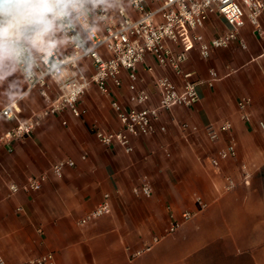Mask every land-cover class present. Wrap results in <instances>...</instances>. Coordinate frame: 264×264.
Segmentation results:
<instances>
[{
  "label": "crops",
  "instance_id": "0c3cea01",
  "mask_svg": "<svg viewBox=\"0 0 264 264\" xmlns=\"http://www.w3.org/2000/svg\"><path fill=\"white\" fill-rule=\"evenodd\" d=\"M116 8L114 0H109ZM264 29V13L261 16ZM228 27L221 14L212 16L204 33L208 38ZM238 41L215 49L205 59L198 49L189 53L183 67L195 71L199 100L192 106L174 105L163 110L157 129L132 139L133 150L120 144L107 145L98 129H118L120 121L112 100H128L124 85H111V94L92 84L79 104L85 112L69 110L45 117L24 139L14 140L13 149L0 148V252L10 264H20L47 252L55 264H264V35L251 24L240 31ZM65 48L66 40L60 39ZM148 63L156 73L168 75L177 84L182 77L163 68L152 57L139 67L140 84L154 91ZM91 73L89 59L80 61ZM211 68L218 76L209 84ZM27 80L0 37V111L26 89ZM250 97V119L242 117L238 102ZM156 100V99H154ZM37 89L19 100L20 119L46 105ZM67 120V124L62 122ZM232 122L230 135L237 155L211 162L218 148L227 144L225 133L217 140L207 135V126ZM17 122L0 114V135ZM166 126L165 130L160 125ZM73 166L56 174L51 167L62 159ZM247 163L250 181L240 176ZM47 173L41 188L13 192L11 183L23 184L29 177ZM238 180L225 188V175ZM150 183V195L134 188ZM106 193L112 210L82 222ZM206 206L199 208L197 198ZM185 211L193 216L182 221ZM174 221L179 228L169 232Z\"/></svg>",
  "mask_w": 264,
  "mask_h": 264
},
{
  "label": "built area",
  "instance_id": "2783aa9c",
  "mask_svg": "<svg viewBox=\"0 0 264 264\" xmlns=\"http://www.w3.org/2000/svg\"><path fill=\"white\" fill-rule=\"evenodd\" d=\"M112 8L109 0H56L47 16L30 23L20 24L12 34L0 31V37L8 44L9 50L27 80L25 91L6 105L0 114L6 118H16L17 122L0 135V148L14 140L24 139L41 125L43 119L52 114H62L69 110L80 116L85 112L79 104L92 84L104 94H111V85L122 87L125 76L129 90L128 100H112L120 126L105 131L98 129L96 135L107 145L120 144L127 152L133 150L132 139L150 135L157 129L163 110L174 105L192 106L200 98L199 80L195 71L183 67L193 49H198L201 57L209 58L215 49L226 48L238 41L242 47L246 43L240 38L241 29L248 23L264 35L261 16L264 13V0H114ZM221 14L227 29L214 37L204 33L207 21ZM60 39L66 40L70 48H65ZM152 57L159 66L171 68L182 77L177 84L166 74L155 72L154 64L148 63L153 77L154 91L141 86L139 67ZM89 59L91 73H87L80 61ZM209 84L218 76L211 68ZM37 89L46 100V105L34 115L20 119L19 100L31 90ZM156 99V100H154ZM250 97H243L238 105L242 117L250 119L248 105ZM62 122L67 124V120ZM259 125L264 132V121ZM166 129L164 124L160 125ZM232 122L224 120L220 125L207 126L211 140L220 138L221 133L228 137L227 144L218 148L211 156L216 168H221L224 160L237 155L235 138L230 135ZM71 158L62 159L51 167L61 174L65 166H73ZM240 176L245 183L250 181L247 163L240 165ZM47 173L29 177L23 184L11 183L13 192L21 189L29 191L41 188ZM225 188L232 189L238 184L237 178L225 175ZM136 193L150 195V183L134 188ZM199 208L206 202L197 198ZM110 194L106 193L94 209L83 217L87 222L111 212ZM193 216L185 211L182 221ZM180 221H174L169 232L177 230ZM0 264H10L0 252ZM20 264H55V254L47 252Z\"/></svg>",
  "mask_w": 264,
  "mask_h": 264
},
{
  "label": "bare ground",
  "instance_id": "6f19581e",
  "mask_svg": "<svg viewBox=\"0 0 264 264\" xmlns=\"http://www.w3.org/2000/svg\"><path fill=\"white\" fill-rule=\"evenodd\" d=\"M54 1L56 0H36L31 7L22 10L5 23L0 24V30L6 34H12L20 24L33 18L36 19L45 13Z\"/></svg>",
  "mask_w": 264,
  "mask_h": 264
},
{
  "label": "water",
  "instance_id": "95a60500",
  "mask_svg": "<svg viewBox=\"0 0 264 264\" xmlns=\"http://www.w3.org/2000/svg\"><path fill=\"white\" fill-rule=\"evenodd\" d=\"M35 1L36 0H0V24L5 23Z\"/></svg>",
  "mask_w": 264,
  "mask_h": 264
},
{
  "label": "rangeland",
  "instance_id": "374dc122",
  "mask_svg": "<svg viewBox=\"0 0 264 264\" xmlns=\"http://www.w3.org/2000/svg\"><path fill=\"white\" fill-rule=\"evenodd\" d=\"M54 2H55V1H54ZM54 2L52 3V5L48 8V10H47L45 13H43L41 16H38L36 19H39V18H41V17H43V16H47V15L49 14V11H50V9L52 8ZM33 4H34V3H33ZM33 4H30V5L26 6L24 9H27V8L31 7ZM24 9H23V10H24ZM21 11H22V10H21ZM21 11H20V12H21ZM20 12H18V13H20ZM18 13H17V14H18ZM36 19L33 18V19H30L29 21L24 22V23H30V22H32V21H35ZM16 29H17V28H16ZM0 31H1V30H0Z\"/></svg>",
  "mask_w": 264,
  "mask_h": 264
},
{
  "label": "snow or ice",
  "instance_id": "6c2138e0",
  "mask_svg": "<svg viewBox=\"0 0 264 264\" xmlns=\"http://www.w3.org/2000/svg\"><path fill=\"white\" fill-rule=\"evenodd\" d=\"M225 2L227 3V0H225Z\"/></svg>",
  "mask_w": 264,
  "mask_h": 264
}]
</instances>
